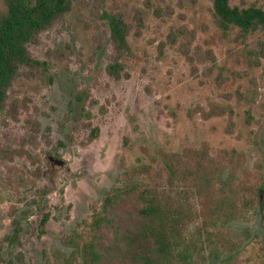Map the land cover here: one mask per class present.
<instances>
[{
    "label": "rangeland",
    "instance_id": "obj_1",
    "mask_svg": "<svg viewBox=\"0 0 264 264\" xmlns=\"http://www.w3.org/2000/svg\"><path fill=\"white\" fill-rule=\"evenodd\" d=\"M231 1L264 8V0ZM105 11L122 12L131 25L128 75L119 78L107 69L115 49ZM29 48L49 62L51 80L18 77L0 112V147L34 156L0 159V264H81L77 243L91 235L94 207L141 164L151 166L145 181L168 212L180 264H264V188L255 209L210 225L196 193L158 160L161 151L203 144L216 156L237 149L240 174L264 185L262 31L247 39L225 33L212 0H74ZM212 103L232 114L205 119L198 106Z\"/></svg>",
    "mask_w": 264,
    "mask_h": 264
},
{
    "label": "trees",
    "instance_id": "obj_2",
    "mask_svg": "<svg viewBox=\"0 0 264 264\" xmlns=\"http://www.w3.org/2000/svg\"><path fill=\"white\" fill-rule=\"evenodd\" d=\"M74 0H2L0 6V112L7 106L14 81L25 75L45 80L49 77V62L35 56L29 48L41 34L53 27L73 7ZM214 20L222 31L236 30L247 39L256 31L264 33V8L258 5L240 6L231 0H212ZM140 16V15H139ZM137 17L143 25L142 17ZM111 30L115 55L108 72L117 78L128 75L123 57L131 53V25L122 12L105 11ZM190 58H192L191 55ZM193 59V58H192ZM51 80V75H50ZM21 103L10 105L14 118L20 115ZM205 119L232 114L229 107L212 103L207 110L198 106ZM35 123V130H39ZM37 126V127H36ZM231 119L228 130L233 132ZM98 129H93L94 138ZM16 155L33 154L27 149L7 151L0 147V159L13 160ZM160 164L173 181L192 189L199 200V215L203 222L217 225L230 223L260 204L263 184L251 182L249 173L240 174L243 153L237 149L211 154L209 145L186 147L182 151H161ZM156 159V158H155ZM35 161V160H34ZM35 178L42 173L38 165ZM151 166L141 164L123 172L124 185L106 193L94 207L88 223L89 237L80 236L78 254L81 264H180L176 241L169 216L158 192L147 186L145 178ZM49 217L43 218L45 229ZM227 258V262L231 259ZM225 260V261H226ZM0 254V263L4 262Z\"/></svg>",
    "mask_w": 264,
    "mask_h": 264
}]
</instances>
